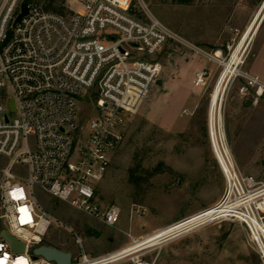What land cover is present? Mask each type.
I'll list each match as a JSON object with an SVG mask.
<instances>
[{"label": "built area", "instance_id": "1", "mask_svg": "<svg viewBox=\"0 0 264 264\" xmlns=\"http://www.w3.org/2000/svg\"><path fill=\"white\" fill-rule=\"evenodd\" d=\"M80 3L77 12L63 16L24 0H0V264H54L33 253L53 227L74 236L78 253L71 254V264H115L128 257H116L117 252L88 256L80 237L48 213L37 193L114 227L121 208L103 204L99 185L122 144L130 115L158 88L160 52L170 42L188 43L154 18L142 0ZM22 4L27 14L16 22ZM236 47H227L228 59L222 50L191 49L221 69L216 82L223 78V98L228 86L241 81L257 100L264 95V80L242 71L245 51L225 72ZM209 76L207 68L194 73V89L204 87ZM79 103L92 112L86 127L77 125ZM215 121L211 126L208 119V135L224 181L221 199L201 222L183 224L204 211L151 233L153 239L143 250L161 248L215 220L230 219L245 228L264 264V183L238 168L222 111L221 120ZM135 213L139 218L144 211ZM4 230L25 246L24 251H13L1 234ZM136 241L131 238V244Z\"/></svg>", "mask_w": 264, "mask_h": 264}, {"label": "rangeland", "instance_id": "2", "mask_svg": "<svg viewBox=\"0 0 264 264\" xmlns=\"http://www.w3.org/2000/svg\"><path fill=\"white\" fill-rule=\"evenodd\" d=\"M80 1L64 0L63 16L77 12ZM187 1L142 0L154 18L188 44L170 42L160 52L159 79L166 83L154 88L137 112L130 115L122 144L99 185L103 204L121 208L116 225L99 224L37 193L48 213L80 237L90 257L123 250L131 244L132 237L143 239L157 228L210 209L223 195L224 181L208 135L209 101L221 69L191 47L207 53L222 50L228 59L227 47L235 48L254 24L242 71L264 80V0ZM44 2H40L41 8ZM203 68L209 70L210 76L204 87L194 89V72ZM227 88L222 115L231 153L242 173L264 183V95L254 99L253 91H245L241 81ZM183 111L189 115L181 117ZM91 115L90 107L79 103L77 125L86 127ZM135 211L144 214L137 218ZM44 245L73 256L78 253L73 234L64 228L53 227ZM137 262L262 264L245 228L230 219L215 220L161 248L141 250L115 264Z\"/></svg>", "mask_w": 264, "mask_h": 264}, {"label": "bare ground", "instance_id": "3", "mask_svg": "<svg viewBox=\"0 0 264 264\" xmlns=\"http://www.w3.org/2000/svg\"><path fill=\"white\" fill-rule=\"evenodd\" d=\"M253 26H254V24H252L251 27L242 35L243 38L240 40L238 46L236 47V49L234 50V52L232 54V57H231L229 63L226 65V67H225L226 71L225 72L228 71L230 65L237 64L239 62V55L241 54L242 51L246 52V50H247L246 44L247 43L249 44V41L247 42V39L250 35V32H251ZM222 79L223 78H221L218 82L215 83L213 91H212L211 96H210L208 116H209V120H210V123L212 124V126L214 123H216V121H215L216 119L221 120V111H222V104H223L222 94L224 91ZM219 111H220V114H218ZM204 212H206V214H203L200 217H197L196 219H193V220L186 222V223H183V224H186L185 226H187L189 224H195V223L201 222V221L209 218L213 213V212H208V210H206ZM204 212H202V213H204ZM152 237H153V235H148V236L144 237L143 239H138L135 243L130 244L127 248L120 250V251H117L116 254H118V255H116V257L121 256L123 254H126L124 256H130L136 252H139V251L145 249L142 246H144L146 243H148L150 240H152L153 239Z\"/></svg>", "mask_w": 264, "mask_h": 264}, {"label": "water", "instance_id": "4", "mask_svg": "<svg viewBox=\"0 0 264 264\" xmlns=\"http://www.w3.org/2000/svg\"><path fill=\"white\" fill-rule=\"evenodd\" d=\"M27 14V6L25 4L21 5V14L16 19V22H19L20 19ZM111 40H114V37H110ZM157 86L161 87L162 82L159 80L157 82ZM10 108L14 111L13 102H10ZM2 236L11 244L13 251H24L25 246L18 242L14 237H11L7 231H2ZM34 255L38 257H42L48 262H53L54 264H71V253L58 250L51 246L42 245L37 247L33 251Z\"/></svg>", "mask_w": 264, "mask_h": 264}, {"label": "trees", "instance_id": "5", "mask_svg": "<svg viewBox=\"0 0 264 264\" xmlns=\"http://www.w3.org/2000/svg\"><path fill=\"white\" fill-rule=\"evenodd\" d=\"M42 0H24L26 5H38ZM182 3H189L187 0H181ZM64 0H46L44 2L42 9L48 12L57 13L63 15L64 13Z\"/></svg>", "mask_w": 264, "mask_h": 264}, {"label": "crops", "instance_id": "6", "mask_svg": "<svg viewBox=\"0 0 264 264\" xmlns=\"http://www.w3.org/2000/svg\"><path fill=\"white\" fill-rule=\"evenodd\" d=\"M198 71H200L199 69H197L194 73H196V72H198ZM162 82V86H164L165 85V81H161ZM161 86V87H162ZM159 229H161V228H157V229H155L154 231H152V232H150V233H148V234H146V235H150L151 233H153V232H155L156 230H159ZM133 238V237H132Z\"/></svg>", "mask_w": 264, "mask_h": 264}]
</instances>
